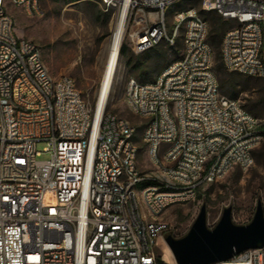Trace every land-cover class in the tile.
Masks as SVG:
<instances>
[{"label":"built area","instance_id":"2783aa9c","mask_svg":"<svg viewBox=\"0 0 264 264\" xmlns=\"http://www.w3.org/2000/svg\"><path fill=\"white\" fill-rule=\"evenodd\" d=\"M99 2L125 13L122 42L137 55L183 37L179 58L152 81L129 78L125 90L146 120L151 168H139L136 126L109 110V91L89 104L16 34L7 4L33 9L36 0H0V264H161L162 213L255 163L259 119L222 93L200 8L234 23L221 41L224 67L264 80V0ZM177 3L188 4L170 27L166 10ZM210 264H264V247Z\"/></svg>","mask_w":264,"mask_h":264},{"label":"rangeland","instance_id":"374dc122","mask_svg":"<svg viewBox=\"0 0 264 264\" xmlns=\"http://www.w3.org/2000/svg\"><path fill=\"white\" fill-rule=\"evenodd\" d=\"M188 3H177L166 10L171 27L175 11ZM197 7H200L198 4ZM7 9L15 20V31L19 37L35 42L41 49L42 58L49 72L55 76L72 77L86 101L94 105L102 84V74L108 54V47L117 23V15L105 11L99 0H36V8L30 9L8 3ZM127 55L119 53L117 77L113 81L109 110L136 126L133 140L138 146V165L142 171L151 168L148 149L143 142V130L146 120L135 114L127 104L125 90L128 79H138L142 70L132 69L127 64L129 56L135 54L129 44ZM182 40L173 47L164 46L166 54L157 59L156 64L166 66L182 53ZM121 44V45H122ZM157 74H146L145 80L152 81ZM255 92L243 91L238 99L241 104L249 102ZM45 143H38L37 149L44 151ZM258 156L249 169L234 168L218 182L205 184L194 201L170 205L160 219L167 227L157 247L161 264H176L164 238L185 236L193 225L203 204L207 207V224L213 228L227 207L232 208V220L236 224L249 223L256 211L258 201L264 209V138L256 147ZM49 153H43L38 159H48Z\"/></svg>","mask_w":264,"mask_h":264},{"label":"water","instance_id":"95a60500","mask_svg":"<svg viewBox=\"0 0 264 264\" xmlns=\"http://www.w3.org/2000/svg\"><path fill=\"white\" fill-rule=\"evenodd\" d=\"M177 264H210L232 258L247 250L264 247V209L259 200L252 220L236 224L232 208L224 209L219 222L210 228L207 224L206 204L201 209L189 232L175 238H164Z\"/></svg>","mask_w":264,"mask_h":264},{"label":"trees","instance_id":"16d2710c","mask_svg":"<svg viewBox=\"0 0 264 264\" xmlns=\"http://www.w3.org/2000/svg\"><path fill=\"white\" fill-rule=\"evenodd\" d=\"M198 4L200 3H193V5L195 6H198ZM200 13L203 18H205L209 23L208 40L214 50V70L217 74L222 93L226 96L238 99L239 94L243 91L251 90L252 92H255V96H253L249 102L243 104V107L259 119L260 131L264 138V80L257 77L246 76L235 71H230L224 67L221 58V41L226 30L232 27L234 23L230 20L225 19L216 11H206L200 8ZM179 40H182L181 44L183 45L182 36L178 38V41ZM164 46L166 45L160 44L143 53V56L140 55L135 60L132 55L128 57L126 62L132 67V69H143H141L142 71L138 73L137 80L145 82L146 74L150 72L157 74V77L172 61L179 58H175L166 66L157 65V59H160L166 54V51L163 48ZM129 50L130 49L127 44L123 43L121 45L120 53L123 55H127ZM253 153L255 156H258L255 150ZM159 261L161 262V259H159Z\"/></svg>","mask_w":264,"mask_h":264},{"label":"bare ground","instance_id":"6f19581e","mask_svg":"<svg viewBox=\"0 0 264 264\" xmlns=\"http://www.w3.org/2000/svg\"><path fill=\"white\" fill-rule=\"evenodd\" d=\"M124 31H125V13L118 17L117 23L114 28V32L112 34L109 43L105 68L102 74V84L98 94V97L100 96L101 103H103L108 91H109L108 100H110L111 98L110 93L112 90L113 81L117 77L118 59H119L121 44L124 37Z\"/></svg>","mask_w":264,"mask_h":264}]
</instances>
